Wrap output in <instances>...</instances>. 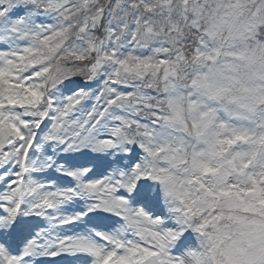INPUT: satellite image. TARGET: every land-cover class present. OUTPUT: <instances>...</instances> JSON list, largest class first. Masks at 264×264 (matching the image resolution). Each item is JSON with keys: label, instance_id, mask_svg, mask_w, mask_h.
<instances>
[{"label": "snow or ice", "instance_id": "obj_1", "mask_svg": "<svg viewBox=\"0 0 264 264\" xmlns=\"http://www.w3.org/2000/svg\"><path fill=\"white\" fill-rule=\"evenodd\" d=\"M264 264V0H0V264Z\"/></svg>", "mask_w": 264, "mask_h": 264}, {"label": "clouds", "instance_id": "obj_2", "mask_svg": "<svg viewBox=\"0 0 264 264\" xmlns=\"http://www.w3.org/2000/svg\"><path fill=\"white\" fill-rule=\"evenodd\" d=\"M185 264H191L190 259H186Z\"/></svg>", "mask_w": 264, "mask_h": 264}]
</instances>
